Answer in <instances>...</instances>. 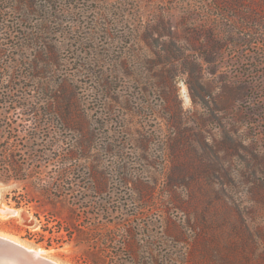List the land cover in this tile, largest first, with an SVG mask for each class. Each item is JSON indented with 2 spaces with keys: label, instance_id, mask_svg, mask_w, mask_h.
Masks as SVG:
<instances>
[{
  "label": "rangeland",
  "instance_id": "obj_1",
  "mask_svg": "<svg viewBox=\"0 0 264 264\" xmlns=\"http://www.w3.org/2000/svg\"><path fill=\"white\" fill-rule=\"evenodd\" d=\"M0 9L9 26L0 75H15L0 90L33 103L0 105L1 161L10 148L26 168L21 180L0 179V236L75 264L84 243L36 242L55 214L68 226L79 219L98 243L135 226L141 244L156 245L139 251L127 237L133 259L264 264V0H0ZM227 198L240 217L230 229Z\"/></svg>",
  "mask_w": 264,
  "mask_h": 264
},
{
  "label": "trees",
  "instance_id": "obj_2",
  "mask_svg": "<svg viewBox=\"0 0 264 264\" xmlns=\"http://www.w3.org/2000/svg\"><path fill=\"white\" fill-rule=\"evenodd\" d=\"M2 10L0 9V13ZM7 31H9V26H7L5 23L0 21V61L3 60V55L5 53V47L1 43L4 40V34H7ZM13 32V31H11ZM6 68V67H5ZM2 71L4 70V67L1 69ZM1 74V73H0ZM15 80V75L12 70H10V73L6 77L3 75H0V84L1 86L3 85V82L10 83L12 85L13 81ZM14 93L11 92V90L8 88H2L0 90V105L7 104V105H14V109L18 110L19 108L25 107L26 110H30L31 107H33V103H18V101L10 99V96H12ZM22 98V97H21ZM47 102L43 101L41 104L42 107H40V112L41 115H48L49 111L46 109V104ZM1 107V106H0ZM30 112V111H29ZM33 114L35 111L32 112ZM30 114V113H29ZM1 140V139H0ZM5 150L4 147H0V152ZM9 150V156L12 158L10 162H6L5 164L2 163L1 161V153H0V179L3 180H21V174L23 171L26 170L24 165L20 164L18 161L14 159L15 155H13V149L8 148ZM63 171V170H62ZM37 186L43 191H48L50 190V185L47 182L44 181H39L37 183ZM54 201V199L51 200V202ZM18 204V202L16 203ZM75 213V212H73ZM93 219L96 217L93 216ZM206 217L202 216L201 220L204 221ZM98 219V218H96ZM207 224H211L212 222L214 223L213 219H207ZM51 225L48 226V220L42 224V230L43 232H48L50 235H46L45 233H39L36 232L35 234L37 235L36 242H45L44 246L45 248H49L52 246V241H54V238H57L55 241L56 245L60 246L62 245L64 239L67 241L70 240H76L77 244L79 243H84L86 245V250L82 254L79 259L73 260L75 264H159V261L157 259H154V261L149 260L147 256H143L144 253L142 252L141 256L142 259H133L132 256L130 255L129 251L126 248V243H127V237L133 236V234H136L134 239L136 240L137 246L139 251H141L142 248H144L146 245H148V248H151L152 245H156L155 243L149 242L148 244H141L142 237L138 235L135 231V226L133 227L132 231L126 230L125 234H121V236L117 237L115 235H106L103 237V242H97L94 240L95 238V233L93 234L91 231L87 232L84 229H82L80 225L79 219L76 220L75 225H69L64 223L61 219H58V216L55 214H51ZM155 222H158V219H154ZM106 224L110 223V221H105ZM88 228V226H87ZM239 229V228H238ZM238 229H235V239L229 242V244H234L237 240V235L236 231ZM56 235V237H54ZM79 235L84 236L82 238V241L80 239L76 238ZM53 236V237H52ZM231 240V239H229ZM111 244V245H110ZM150 252V251H149ZM150 254L153 256V254L150 252ZM154 262V263H153Z\"/></svg>",
  "mask_w": 264,
  "mask_h": 264
},
{
  "label": "water",
  "instance_id": "obj_3",
  "mask_svg": "<svg viewBox=\"0 0 264 264\" xmlns=\"http://www.w3.org/2000/svg\"><path fill=\"white\" fill-rule=\"evenodd\" d=\"M0 264H61L32 247L0 236Z\"/></svg>",
  "mask_w": 264,
  "mask_h": 264
},
{
  "label": "bare ground",
  "instance_id": "obj_4",
  "mask_svg": "<svg viewBox=\"0 0 264 264\" xmlns=\"http://www.w3.org/2000/svg\"><path fill=\"white\" fill-rule=\"evenodd\" d=\"M229 159H230V156H229ZM237 214L234 211L232 200L230 198H227V203H226L224 214H223V222L227 228L229 229L232 228L237 223L236 222L237 220L240 221V217L239 215L237 216Z\"/></svg>",
  "mask_w": 264,
  "mask_h": 264
}]
</instances>
